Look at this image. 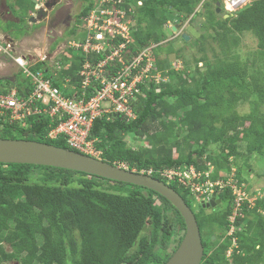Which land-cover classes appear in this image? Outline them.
I'll use <instances>...</instances> for the list:
<instances>
[{
	"label": "trees",
	"instance_id": "1",
	"mask_svg": "<svg viewBox=\"0 0 264 264\" xmlns=\"http://www.w3.org/2000/svg\"><path fill=\"white\" fill-rule=\"evenodd\" d=\"M5 1L14 19L2 20L0 30L13 39L20 38L33 25L29 18L36 10V1ZM84 1L76 23L68 31L72 38L93 2ZM217 1L221 2L123 0V6L131 9L134 23L132 50L157 44L152 56L163 79L142 87L144 95L134 103V119L127 120L120 114L109 120L98 117L89 138L101 151L98 158L137 172L151 169V176L181 194L199 225L204 246L199 264H264L263 188L249 192L245 186L248 196L233 215L236 196L231 186H215L224 209L207 214L201 201L199 210L192 208V194L200 199L202 195L177 176L162 174L166 169L193 165L197 171H209L203 180H226V170L232 166L230 157L240 155L239 141L245 143L249 154L264 156V0H250L228 17L223 16L226 11L222 2V14L216 12ZM199 14L204 17L199 38L187 41L180 33L178 36L184 43L198 45L205 42L204 32L210 28L212 39L224 48L225 55L213 53L210 59L200 45L204 53L194 57L193 70L187 60L177 70L169 59L162 58L163 54L179 57L181 53L180 48L172 46L168 23L176 18L181 22L190 17V21ZM244 32L256 39L247 60L233 50ZM60 56L69 60L71 67L62 69L59 76H72L75 82L74 74L84 56L71 48ZM32 69L48 71L45 61L36 62ZM15 73L0 77V92L16 87L17 94L25 96L31 91L30 81L19 70ZM54 84L62 87L61 79L56 78ZM244 102L249 109L239 112L237 107ZM7 116L0 115L1 138L36 140L73 149L64 137L48 136L57 119L39 113L18 122ZM124 134L147 137L148 145L134 148ZM211 143L220 146L215 156L209 151ZM236 171V182L244 183L240 171ZM250 195L254 197L250 199ZM231 224L236 228L228 234ZM184 232L179 211L150 188L55 166L0 162V264H164Z\"/></svg>",
	"mask_w": 264,
	"mask_h": 264
},
{
	"label": "built area",
	"instance_id": "2",
	"mask_svg": "<svg viewBox=\"0 0 264 264\" xmlns=\"http://www.w3.org/2000/svg\"><path fill=\"white\" fill-rule=\"evenodd\" d=\"M248 2L224 0V7L233 14ZM37 7L38 2L35 9ZM130 10L123 6V0H93L82 18L79 31L65 43V49L71 48L84 56L74 74L75 82H72V76H59L62 69L71 67L69 60L54 56L55 60L50 61V56L45 53L34 59L16 52L12 40L0 39V52L6 54L31 85V91L25 96H19L16 87L0 92V115H8L10 120L23 122L30 115L47 114L52 120L57 119L56 125L48 132L50 138L62 136L71 148L98 158L101 151L95 147L94 139L89 138L93 121L102 116L109 120L117 114L127 120L134 119V103L140 95H144L142 87L163 79L152 56L157 44L149 43L138 50L131 48L134 23L129 15ZM168 25L172 27L171 22ZM38 61L46 62L47 72L32 69V65ZM56 78L61 79L62 87L54 84ZM119 166L127 168L125 165ZM140 172L150 175L151 169ZM162 174L169 178L177 176L181 183L203 196L202 202L210 199L213 193L217 194L215 186H231L236 196L233 215L237 214L242 201L248 196L240 183L236 180L232 183L233 178L229 176L233 177V174L229 172L226 180L214 181L203 180L202 177L208 172L197 171L193 165L182 169H166ZM233 219L232 216L231 221ZM235 228L231 224L228 234H232Z\"/></svg>",
	"mask_w": 264,
	"mask_h": 264
},
{
	"label": "rangeland",
	"instance_id": "3",
	"mask_svg": "<svg viewBox=\"0 0 264 264\" xmlns=\"http://www.w3.org/2000/svg\"><path fill=\"white\" fill-rule=\"evenodd\" d=\"M38 2L39 7L33 12H31V17H36L34 22H30V27L27 30V33L22 35L19 39H15L16 44V52L25 53L30 55L34 59L40 58L42 53H45L47 56H50V61H54V56L58 58L59 54L64 51L66 45V40L70 38L67 33V30L70 29L76 23V16L79 11L82 9L83 5L86 3L84 0H56V4L47 8V13L44 16L37 17L38 8L45 9V2L50 0H35ZM250 1V0H248ZM6 19H14L11 12H9L7 3L5 0H0V24L2 25V20ZM190 17L184 18L181 22L178 20L177 22H171V25H177L175 30L171 31L167 30L168 33H171L170 40L172 41V46L174 49L180 48L181 53L180 56L177 57L175 53H171L166 57L164 54L162 58H167L170 62L173 63V66L179 70L183 67L184 60H187L188 68L193 70L194 68V57H198L203 55L205 52L206 55L211 59L213 57V53L223 56L225 55L222 52V49L218 44V41L212 39L213 32L210 28L205 30L206 39L204 43H200L198 45L184 43L180 37L179 33H186L190 38L194 40L199 38V36L203 33V28L201 27V23L204 21V17L202 14L196 15L192 20ZM184 27V28H182ZM177 33V34H176ZM0 35L5 36L6 34L0 30ZM9 37V35H6ZM60 38V39H59ZM64 38V40L62 39ZM1 40H5V37L1 38ZM11 40V39H10ZM187 41H190L187 39ZM200 45H204L205 50L201 52L199 49ZM256 47V39L250 32H244L240 34L239 44L233 49L237 52L243 60H247L250 58L253 50ZM233 51V52H234ZM64 54V53H63ZM199 66L203 67V62L198 63ZM19 69L15 66L7 57L5 53L0 52V77L5 76H14ZM249 109V104L247 102L241 103L238 105L237 110L239 112H246ZM264 110V106L262 108ZM173 119L172 116L169 117ZM168 120V118H166ZM124 138L127 140L130 146L136 148L139 145H148V138H132V135L124 134ZM238 151L240 155L230 157V161H232L231 170L229 174H233V177L230 175L229 177L233 178L232 183H235V174L236 170L240 171V176L243 178L240 186L243 188L246 186L247 190L250 192L253 188H263L264 189V156L253 153L249 154L245 147L244 142L237 143ZM219 144L211 143L209 147V151L215 156L219 152ZM209 172V171H208ZM250 199L254 196L250 195ZM220 199L217 194L215 200ZM202 199L198 198L195 194H192V208L194 210H199L198 203ZM214 200V201H215ZM216 202V201H215ZM203 206L204 202H200ZM224 209V204L221 202H217L213 207H204V212L209 214L216 210ZM227 233V232H226ZM201 234V233H200ZM228 235V234H227ZM225 235V236H227ZM224 236V237H225ZM216 238L213 235L212 239ZM175 244V241L171 243V246ZM4 247L9 250L7 244H4ZM3 264H19L16 261H7Z\"/></svg>",
	"mask_w": 264,
	"mask_h": 264
},
{
	"label": "water",
	"instance_id": "4",
	"mask_svg": "<svg viewBox=\"0 0 264 264\" xmlns=\"http://www.w3.org/2000/svg\"><path fill=\"white\" fill-rule=\"evenodd\" d=\"M55 4L56 0L45 2V9L38 8L37 17L46 15L47 8ZM215 4L216 12L222 14L220 2L217 1ZM223 16L228 17L229 15L223 14ZM35 20L36 17L29 18L30 22ZM176 27L177 25L172 26V30ZM182 36L189 39L186 33H182ZM0 162L55 166L150 188L171 202L185 223V232L179 246L164 264H199L203 257L204 246L194 212L181 194L161 179L143 172L129 170L73 149L21 138L0 137ZM215 197L216 194L213 193L211 198L203 203V206L213 207L220 202V199L215 200Z\"/></svg>",
	"mask_w": 264,
	"mask_h": 264
},
{
	"label": "crops",
	"instance_id": "5",
	"mask_svg": "<svg viewBox=\"0 0 264 264\" xmlns=\"http://www.w3.org/2000/svg\"><path fill=\"white\" fill-rule=\"evenodd\" d=\"M68 31H69V29L67 30V33H68ZM26 33H27V31H26ZM5 34H6V33H5ZM68 34H69V33H68ZM6 35H7V34H6ZM6 35H5V36L0 35V39L3 38V37H5L6 40L11 39V40L15 43V49H16V48H17V47H16V44H17L16 40L13 39V38H11L10 36L7 37ZM21 37H22V36H21ZM17 39H19V38H17ZM59 39H60V38H59ZM62 39L64 40V38H62ZM16 50H17V49H16ZM23 54H25V53H23Z\"/></svg>",
	"mask_w": 264,
	"mask_h": 264
},
{
	"label": "clouds",
	"instance_id": "6",
	"mask_svg": "<svg viewBox=\"0 0 264 264\" xmlns=\"http://www.w3.org/2000/svg\"><path fill=\"white\" fill-rule=\"evenodd\" d=\"M219 2H220V1H219ZM221 2H222V5H223L224 10L226 11L225 14L232 15V14H230V13L225 9V7H224V0H221ZM221 2H220V4H221ZM19 71H20V70H19ZM21 74H22V73H21Z\"/></svg>",
	"mask_w": 264,
	"mask_h": 264
},
{
	"label": "flooded vegetation",
	"instance_id": "7",
	"mask_svg": "<svg viewBox=\"0 0 264 264\" xmlns=\"http://www.w3.org/2000/svg\"><path fill=\"white\" fill-rule=\"evenodd\" d=\"M209 200V199H208ZM208 200L204 201V203H206Z\"/></svg>",
	"mask_w": 264,
	"mask_h": 264
}]
</instances>
